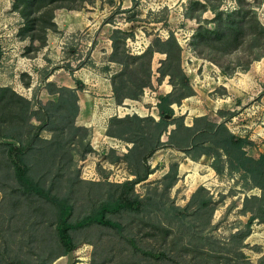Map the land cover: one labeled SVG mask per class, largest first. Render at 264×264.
I'll return each instance as SVG.
<instances>
[{
  "label": "rangeland",
  "instance_id": "1",
  "mask_svg": "<svg viewBox=\"0 0 264 264\" xmlns=\"http://www.w3.org/2000/svg\"><path fill=\"white\" fill-rule=\"evenodd\" d=\"M14 1L0 0V260L163 264L146 254L161 241L180 264H233L236 257L237 264H264V0H78L77 9L53 10L54 27L37 30L42 44L19 35L24 20ZM48 9L35 11V28ZM240 13L249 17L241 19L236 49L195 39L198 29H221ZM170 36L181 48L188 89L174 90L159 73L160 41ZM151 47L149 61L136 58ZM64 76L74 81L76 117L82 109L78 119L87 125L72 117L71 97L56 91L67 87L55 81ZM148 79L136 99H122L124 84ZM170 92L177 100L165 116L170 124L158 129L157 104ZM126 115L132 118L120 126L111 121ZM110 123L120 137L107 134ZM230 133L242 141L229 143ZM145 134L161 143L141 162ZM129 137L136 139L132 154ZM8 143L20 147L24 178L40 183L46 197L18 190ZM145 161V179L119 186L143 174ZM122 195L137 198L139 210H115ZM55 200L71 205L69 221L108 206L115 227L72 229L75 247L62 255ZM174 206L187 214L180 219ZM194 232L216 242L218 258L192 257Z\"/></svg>",
  "mask_w": 264,
  "mask_h": 264
},
{
  "label": "trees",
  "instance_id": "2",
  "mask_svg": "<svg viewBox=\"0 0 264 264\" xmlns=\"http://www.w3.org/2000/svg\"><path fill=\"white\" fill-rule=\"evenodd\" d=\"M78 0H15L13 3L14 9L20 14V16L23 18V26L19 29V35L21 34L23 37H29L31 40H37L39 43H44L45 39L41 36H38L37 30H46L47 28H53L54 22H53V10L55 8H67V9H77L78 8ZM48 7V12L43 13L44 16L48 18V20H44L43 23L40 25L39 28H35L38 22V18L35 16V11H39L41 8ZM232 14L230 12L228 15ZM242 15L239 19V21L234 22L231 21L229 24L227 23L226 26L222 27L221 29L217 28V30H210V29H198L196 35L194 36L195 39L200 41L201 44L207 45L210 48L211 44H216L215 42H221L225 45L232 46L233 49H236L238 44H240V41L238 40V36L241 35V32L243 30V26H245V23L242 21H246L248 19V15ZM242 19V20H241ZM237 27V28H236ZM30 32V34H29ZM166 48L159 49L163 54L164 58L160 61V67H159V73L161 76H168L169 82L173 85V89H177V87H184L189 88L188 80L184 72L182 71V68L180 66V51L181 48L175 38L168 37L163 41H160ZM217 45V44H216ZM153 47L149 48V50H146L136 56V58H146V60L149 58L153 52ZM126 68V67H125ZM149 75V74H148ZM79 83V81H77ZM112 86L115 85V81L111 80ZM150 81L149 79L147 82H145L143 85H137L136 87L132 88L131 86H127L124 84L123 86V98H131L136 99L143 86L149 85ZM178 85V86H177ZM80 86V84H79ZM56 91L61 94V97H63V93L65 95H69L72 99L71 105L74 106L75 112L73 113L72 117H76L77 114V96L75 94V91L73 88L68 87H60L57 88ZM183 96H186L187 93H182ZM1 99V96H0ZM24 99V98H23ZM25 100V99H24ZM1 101V100H0ZM27 102V100H25ZM177 100L173 98L172 93L165 94L160 97V100L157 104L158 109V116L159 119L154 122V126L158 127V129L164 130L170 122L166 119L167 116H171L173 114L172 109V103H176ZM52 106L53 104H56L57 102H51ZM44 109V108H43ZM44 115V113H42ZM48 114L44 115V121H46ZM132 116L126 115L124 117H112L111 121L118 122V126L121 125V122L126 120H130ZM151 119V118H150ZM44 123V122H43ZM71 128L76 129L79 128L75 124V122H71ZM113 123H110V126H108V132L107 134L114 137H120L119 133L115 130L116 128H113ZM40 128V125H35V130ZM202 128H198L200 130ZM123 128L119 129V131H122ZM1 132V129H0ZM1 136L2 132L0 133ZM7 135V134H6ZM37 137V134H35ZM145 142H142L141 146L145 148V153L141 158V162L146 160V158L157 148V146L161 143L158 138L154 139L156 142L153 143L154 140H151L149 138V134H145L143 137ZM46 144L50 142L49 139H42ZM128 142L132 143V146L129 148V154H132L133 149L136 147V139H131L130 137L126 139ZM227 141L232 144H237L242 141L240 137H237L233 134L227 135ZM20 147L12 148V144H7V149H4V152L6 153V157L8 158L11 165H13V175L15 177V182L17 183L18 190H21L22 192H34L35 194L41 195L43 197H46V193L44 189L42 188V185L40 183H37L35 181V186L30 183L29 180L24 178L23 173V165L20 162L21 161V150ZM13 149V150H12ZM127 154V155H129ZM264 159V158H263ZM146 161L144 162V164ZM147 164H145L146 166ZM143 174L140 176H137L134 180H127L123 182L122 184H119V186H128L132 187V185L136 182H139L146 178L147 175V166L145 168ZM136 174V173H134ZM48 193V192H47ZM121 199L116 203L115 210L119 209H128L133 211H138L140 208V201H138L135 197H128L122 195L120 197ZM55 203V224H54V230L57 236V242L62 247V255H66L68 252H70L74 247L73 240L71 238L70 231L72 229L83 227L86 225H89L91 223H96L98 225L103 226H114L115 222L111 220L110 218H107L106 213L111 210L108 206H102L99 211H97L93 215H86L84 217H81L75 221H69L68 218L71 214V205H69L65 201L55 200L53 204ZM207 204V199L201 200L199 202V207H202ZM174 209L176 211V215L181 219L187 214V207L185 208H179L177 206H174ZM254 216L251 215L249 220L247 221L246 226L250 225V221L253 220ZM193 239L191 241L194 242V245L191 243L188 244L189 251L191 250L194 252L193 258L196 260H202L203 258H211L215 257L218 258V251H216V246L214 243H216L211 237H206L202 235L201 233H193ZM157 244H151V246L147 249L146 254L151 257L154 261V263H165L164 261L170 262V264H180L178 260H176L174 257L167 258V248L162 247L161 241L156 242ZM197 243V244H196ZM198 243H201V245H198ZM187 251V249H186ZM263 256L259 259V262L261 263L263 261ZM233 264H237V257L233 260ZM246 263H248L246 261ZM0 264H26L25 261L20 259H11L10 262H2L0 260ZM37 264H49L47 261H41ZM222 264H231V260L223 262Z\"/></svg>",
  "mask_w": 264,
  "mask_h": 264
},
{
  "label": "crops",
  "instance_id": "3",
  "mask_svg": "<svg viewBox=\"0 0 264 264\" xmlns=\"http://www.w3.org/2000/svg\"><path fill=\"white\" fill-rule=\"evenodd\" d=\"M107 51L109 52L110 50H108L107 49ZM107 52V53H108ZM80 80H81V78H80ZM105 81H106V79H104ZM56 81V83H57V85L59 84V85H64V86H67V87H74V81L72 80V78H66V76H64V77H62V79H57V80H55ZM110 86V85H109ZM109 86H108V88H109ZM49 96V95H48ZM50 98H53V96H49ZM78 103L80 104V99H78ZM82 111V109H79V111H78V115L80 114V112ZM78 115H77V117H76V123L78 124V125H87V123H80L79 122V119H78Z\"/></svg>",
  "mask_w": 264,
  "mask_h": 264
}]
</instances>
